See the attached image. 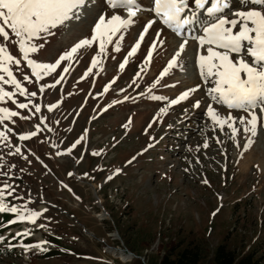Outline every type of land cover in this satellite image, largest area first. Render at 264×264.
I'll use <instances>...</instances> for the list:
<instances>
[{"label": "rangeland", "instance_id": "obj_1", "mask_svg": "<svg viewBox=\"0 0 264 264\" xmlns=\"http://www.w3.org/2000/svg\"><path fill=\"white\" fill-rule=\"evenodd\" d=\"M140 3L146 10L123 32L119 52L113 43L106 55L98 56L95 42L39 81L10 30L8 41L0 37L21 60L12 71L29 94L21 96L13 86L3 85L16 95L0 102V108L19 115L0 123L5 136L0 139V189L10 205L42 213L35 223L23 221L3 233L18 241L15 250L0 254V264H133L136 259L159 264L173 244L196 245L201 264H216V250L223 243L238 256L252 252L264 264V125L258 126L253 144L245 150L250 134L241 129L233 141L227 127L222 131L211 123L208 103L223 114L227 110L206 96L207 86L194 65L198 44L191 37L198 34L199 24L185 32L189 43L178 58L183 67L177 65L161 77L182 41L157 19L121 70L119 64L135 46L138 33L155 19L147 10L150 0ZM88 7L92 16L36 41L43 47L30 58L54 63L80 39L91 38L93 16L114 14L105 0H92ZM233 8H240L239 0H233ZM152 43L156 48L145 64ZM94 56L100 63L85 76ZM196 85L200 89L188 100L159 115L169 100ZM32 92L36 95L30 96ZM146 99L150 101L144 103ZM197 99L199 108L192 106ZM117 100L121 103L114 104ZM19 103L29 106L20 109ZM32 132L36 135L19 139ZM41 241L47 242L42 249L26 247Z\"/></svg>", "mask_w": 264, "mask_h": 264}, {"label": "snow or ice", "instance_id": "obj_2", "mask_svg": "<svg viewBox=\"0 0 264 264\" xmlns=\"http://www.w3.org/2000/svg\"><path fill=\"white\" fill-rule=\"evenodd\" d=\"M91 3L92 0H0V37L8 41L10 30L15 37L13 42L18 45L23 60L37 81L54 72L62 61L73 59L81 49L91 47L95 42H98L99 46L98 56L106 55L107 46L113 43L115 51L119 52L120 42L124 39L123 32L136 23L135 18L140 12L146 10L140 0H105L107 7L114 10V14L110 17L106 13L93 16L91 38L80 39L54 63H41L30 58L31 54L37 53L43 47V44L36 41L53 35L54 29L67 26L69 22H80L86 16H92V11L88 7ZM239 3L240 8L234 9L233 0H150L151 7L147 10L154 13L155 19L148 20L142 27L138 39L135 40V46L131 47L119 68L123 70L127 58L137 53L145 34L157 19L182 41L178 46L179 50L160 73L161 77L166 76L177 65L183 67L178 58L186 51V45L189 43V37L185 32L190 26L199 24L198 34L191 37L198 44V48L194 49V65L198 69L200 80L207 86L206 96L215 105L227 110L226 114H223L218 107L213 106V103H208L206 114L211 123L222 131L227 127L233 141L241 129L246 136L250 134L243 145L244 149L248 150L253 144L252 137L258 134V126L264 125V0H239ZM116 10H125L126 15L115 14ZM75 27L79 28V24H75ZM159 35L157 32L156 37ZM155 48L156 44L152 43L145 64L150 62ZM20 63L21 60L14 57L9 49L0 43V102L6 98L12 100L16 95L15 92L6 91L3 85L13 86L21 96L29 95L12 71V65L18 66ZM98 63L100 61L94 56L91 61L92 67L87 69L85 76L91 73ZM63 71L68 72L69 68L65 67ZM24 79L29 78L25 76ZM156 83L159 84L160 81L157 80ZM200 87L201 85H196L182 91L175 99L168 101L167 107L159 109V115L167 114L171 106L188 100ZM40 91H44V88L41 87ZM104 91H108V88L106 87ZM35 95V92L30 93V96ZM124 99L128 100L129 97L125 96ZM152 99L167 100V97L153 96ZM28 106V103L17 105L20 109H26ZM192 106L199 108L201 101L195 100ZM34 107L36 112L40 111V105ZM52 107L55 105L49 106L50 111ZM233 111L241 112L243 115L234 116ZM18 115V112L10 111L7 107L0 108V123ZM35 135L36 132H32L21 135L19 139L26 140L29 136ZM4 138V133L0 132V139ZM204 147H208V144L205 143ZM16 152L19 153L20 149L17 148ZM204 183L207 184L208 181L205 180ZM9 187L5 185V189ZM7 195H11V192ZM2 212L15 214L16 220L13 222L35 223L36 218L42 215L41 212L29 209L27 205L22 207L10 205L6 200L5 190L0 189V213ZM44 243L47 242L41 241L26 247L42 249Z\"/></svg>", "mask_w": 264, "mask_h": 264}, {"label": "trees", "instance_id": "obj_3", "mask_svg": "<svg viewBox=\"0 0 264 264\" xmlns=\"http://www.w3.org/2000/svg\"><path fill=\"white\" fill-rule=\"evenodd\" d=\"M149 101L150 99H146L144 103ZM123 106H127V104ZM15 220L16 215L11 212L0 213V254L9 253L16 249L15 244L18 241V237L14 235L12 237H2L3 233L20 223L19 221L13 222ZM49 238L50 240H55L54 236H49ZM27 240L29 239H25L23 242L29 243ZM30 254L32 256L41 255V253L35 252ZM201 259L202 255L198 246L189 244L180 248L179 244H173L162 257L159 264H201ZM215 260L216 264H259V260L254 257L252 252L248 251L242 256H238L234 251L228 250L225 243L217 247ZM133 264H143V262L136 259Z\"/></svg>", "mask_w": 264, "mask_h": 264}, {"label": "bare ground", "instance_id": "obj_4", "mask_svg": "<svg viewBox=\"0 0 264 264\" xmlns=\"http://www.w3.org/2000/svg\"><path fill=\"white\" fill-rule=\"evenodd\" d=\"M69 27H70L71 29H73V26H72V25H70ZM124 255L129 256V255H127V253H124Z\"/></svg>", "mask_w": 264, "mask_h": 264}, {"label": "built area", "instance_id": "obj_5", "mask_svg": "<svg viewBox=\"0 0 264 264\" xmlns=\"http://www.w3.org/2000/svg\"><path fill=\"white\" fill-rule=\"evenodd\" d=\"M124 253H127V252H124ZM128 254H131L130 251H128Z\"/></svg>", "mask_w": 264, "mask_h": 264}]
</instances>
